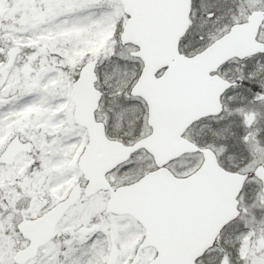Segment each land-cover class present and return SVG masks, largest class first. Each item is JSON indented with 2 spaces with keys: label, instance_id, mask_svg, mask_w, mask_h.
Here are the masks:
<instances>
[{
  "label": "snow or ice",
  "instance_id": "1",
  "mask_svg": "<svg viewBox=\"0 0 264 264\" xmlns=\"http://www.w3.org/2000/svg\"><path fill=\"white\" fill-rule=\"evenodd\" d=\"M0 264H264V0H0Z\"/></svg>",
  "mask_w": 264,
  "mask_h": 264
}]
</instances>
